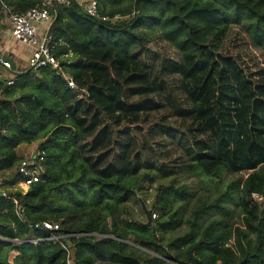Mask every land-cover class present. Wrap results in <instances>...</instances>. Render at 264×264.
I'll return each mask as SVG.
<instances>
[{
	"label": "trees",
	"instance_id": "trees-1",
	"mask_svg": "<svg viewBox=\"0 0 264 264\" xmlns=\"http://www.w3.org/2000/svg\"><path fill=\"white\" fill-rule=\"evenodd\" d=\"M0 1L5 18L39 2ZM97 1L104 14L121 19L95 21L74 3L55 4L51 10L55 20L49 26L48 46L85 90L80 96L50 65L15 72L12 84L0 79V171L18 164L20 144L38 142L44 151L41 180L25 193L9 191L17 204L0 195V264H66L58 244L28 240L45 236L30 226L43 220L58 223L64 232L101 235L71 238L73 264H264V146L256 140L264 131V89L255 84L262 95L258 97L238 76L237 89L226 74L218 86L214 79V64L232 25L264 50V0ZM153 31L182 57V88L193 107L176 112L195 114L196 131L208 136L187 166L211 179L222 172L248 171L212 201L196 205L187 220L188 231L165 244L158 232L174 228L179 217L174 206L191 197L189 186L178 184L175 177L155 186L150 205L157 216L150 226L127 217L133 216L129 203L140 200L142 182H155L149 173L139 177L137 170L127 172L132 162L126 158L129 141L124 134L126 123L142 121L141 115L157 108L156 97L166 91L134 53L137 48L150 51ZM110 129L112 142L107 140ZM193 131L188 134L195 149ZM16 180H5L4 185ZM230 203L242 215L234 227L226 222ZM212 210L218 217L196 235L198 221ZM129 240L153 254H137ZM10 250L18 252L12 262Z\"/></svg>",
	"mask_w": 264,
	"mask_h": 264
},
{
	"label": "rangeland",
	"instance_id": "rangeland-1",
	"mask_svg": "<svg viewBox=\"0 0 264 264\" xmlns=\"http://www.w3.org/2000/svg\"><path fill=\"white\" fill-rule=\"evenodd\" d=\"M147 46L150 49L149 52L137 48L134 53L136 56L138 55V61L148 68L150 77L159 84L166 85L165 92L168 97H165V92H163L161 98L156 97V103H159L157 108L143 113L141 115L142 121L132 125L126 123V127L124 125L127 128L124 134L128 139L127 141H129L128 157L126 158L132 162V168H127V172L131 171L130 173H132L137 170L139 177L143 173H149L155 179L152 185L148 181L142 182L141 189L138 190L140 200L137 203L134 201L129 203L133 210V216L127 217L131 220L141 219L147 221L146 213L142 208L149 209L152 207L150 203L157 184L169 183L175 177L178 184L189 186L192 193L191 197L186 201L178 202L174 206V209L179 211V217L174 228L163 235L158 232L165 244L167 241L188 231L187 220L196 205L201 201L207 203L212 201L231 180L245 178L248 171L239 173L222 172L219 177L211 179L200 170L187 166L188 162L192 161L194 154L202 151V145H204L208 136L203 132L196 131L199 127V120L195 114L184 115L176 112L177 109H191L193 107L192 100L186 97L182 88L179 70L182 57L174 46L158 37L157 31L149 34ZM220 54L214 64V79L217 86L226 74L231 81V86L237 89L236 77L238 76L240 80L245 81L244 83L253 89L256 96L261 97L262 95L256 91L255 84H260L264 89V50L255 46L242 28L238 25H232L228 35L224 38ZM227 59L232 60L231 63L235 66V69L228 67ZM219 91L220 89L217 87L216 92ZM238 92L240 93V90ZM262 97L264 102V96ZM127 99L134 100L136 97L128 96ZM182 103L184 104L183 107ZM108 123L109 126L112 125L110 121ZM134 125L135 127H133ZM149 125H151V129L148 127ZM191 129L194 130L192 135L196 140L197 146L195 145V149L188 134ZM110 131L107 140L112 142L114 130L110 129ZM262 135L263 140L259 137L256 140L264 146V131ZM3 172L4 174L5 172L10 175L14 174L13 168ZM10 186V184L4 185L3 183L1 187L8 188ZM228 208L230 216L226 219L227 224L232 227L239 225L242 215L238 207L234 203H230ZM215 217H218V213L214 210L204 214L198 221V228L195 230L196 235L199 234L200 229L209 219ZM110 221L111 218L107 217V222ZM129 242V246L139 251L137 254L140 255L142 252L153 254L132 244H139L138 241L129 240Z\"/></svg>",
	"mask_w": 264,
	"mask_h": 264
},
{
	"label": "built area",
	"instance_id": "built-area-1",
	"mask_svg": "<svg viewBox=\"0 0 264 264\" xmlns=\"http://www.w3.org/2000/svg\"><path fill=\"white\" fill-rule=\"evenodd\" d=\"M71 3L78 5L90 18L95 21L109 22L121 19V16L118 14H115L112 17L104 14L102 12L101 5L97 0H39V2H37L34 6L23 12L9 13V33L12 38L35 47L34 51L27 59V68L38 69L40 67L50 65L53 69L60 72V74L67 81V85L80 96V94L85 90L80 89L72 77L64 71V65L62 64L63 58L59 59L50 51L48 46L50 37L48 38L46 45L43 47L42 43L44 37H39L37 32L40 25H46V29H48L51 21L53 20V15L51 14L53 5L57 4L59 6H67ZM69 55L71 54L69 53ZM66 56L67 54L65 57ZM0 67L5 71H10L11 53L9 51L0 50ZM0 79H4L7 84H12L14 82L13 74L10 73L7 75L3 71L0 72ZM43 159L44 151L39 149L38 142L34 149L25 152L20 157V160L16 165L17 180L14 184V191H20V189H22L26 192L31 184L41 180L43 175ZM0 195L6 198H11L14 203L17 204V200L9 195V191L2 190ZM253 197L260 198L257 194H253ZM156 216V213L151 211V219L156 218ZM30 226L45 233L44 237H33L30 241L36 243L50 240L53 243L58 244L65 251L66 264H73L74 261V251L71 243L72 237H78L81 235L93 237L101 236L99 233L64 232L61 230L58 223L49 220H43L41 222L31 224Z\"/></svg>",
	"mask_w": 264,
	"mask_h": 264
},
{
	"label": "crops",
	"instance_id": "crops-1",
	"mask_svg": "<svg viewBox=\"0 0 264 264\" xmlns=\"http://www.w3.org/2000/svg\"><path fill=\"white\" fill-rule=\"evenodd\" d=\"M2 10V9H1ZM1 12V11H0ZM10 22L8 19V16L5 18V16H1L0 15V50H6L9 51L11 53V69L10 71H5L4 69H2L0 67V72H5L7 75L10 73H15V72H19L22 70H25L26 67V63H27V59L29 58V56L32 54V52L34 51L35 47L33 45L27 44V43H23L21 41H18L14 38L11 37L10 33ZM46 25H40L38 27V35L39 37H44L46 34ZM37 142H32V143H24V144H20L17 148H16V152L18 156H22L25 152L30 151L32 149H34L36 147ZM14 170V174L10 175L7 172L0 171V182H2L4 179L5 180H9L12 181L13 179L17 178V166L15 165L13 167ZM12 179V180H10ZM5 182V181H4ZM3 182V183H4ZM3 183H0V192L2 190H6V191H14V184L15 182L8 188H3L1 187ZM21 192H25V190L20 189ZM34 236L29 237V241L31 240V238H33ZM18 254V252L16 250H10L9 254H8V261L12 262L13 258Z\"/></svg>",
	"mask_w": 264,
	"mask_h": 264
},
{
	"label": "water",
	"instance_id": "water-1",
	"mask_svg": "<svg viewBox=\"0 0 264 264\" xmlns=\"http://www.w3.org/2000/svg\"><path fill=\"white\" fill-rule=\"evenodd\" d=\"M1 9H2V3H1V1H0V11H1ZM54 20H55V18L51 21L50 25L53 24ZM50 25H49V26H50ZM49 37H50V36H49V27H48V29H47V31H46V34H45V36H44L43 43H42V46H43V47L46 45V43H47ZM10 180H12V179H10ZM4 181H5V179H4L2 182H0V183H3ZM143 207H144V206H143ZM151 209H152V208L147 209V208L144 207V211H145V213H146V218H147V221H146L145 223H146L148 226L151 225V221H152V219H151ZM127 243H130V242H127ZM132 244H133L135 247H140V246L137 245V244H134V243H132Z\"/></svg>",
	"mask_w": 264,
	"mask_h": 264
}]
</instances>
